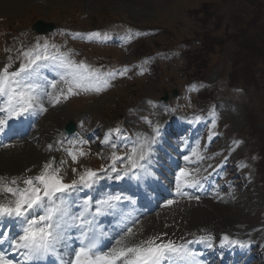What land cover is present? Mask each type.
I'll return each mask as SVG.
<instances>
[{
  "label": "rangeland",
  "instance_id": "1",
  "mask_svg": "<svg viewBox=\"0 0 264 264\" xmlns=\"http://www.w3.org/2000/svg\"><path fill=\"white\" fill-rule=\"evenodd\" d=\"M17 19L20 20L17 31L22 44H25L29 30L25 31L24 25L35 19L53 21L58 28L46 39L50 47L56 43L59 50L68 48L90 67L98 65L116 73L110 88L99 92L83 91L82 98L71 99L69 103L63 102V99H68L65 98L68 94L66 84L54 81L57 87L48 88L45 84L51 81L49 77L33 75L29 82L38 86L40 104L47 109L40 111L37 108L36 113L45 120L43 124L51 121V112L66 113V120L90 115L92 126L94 123L102 124L105 130L111 126L127 128L135 136L140 130L138 126L144 127L145 118H150V115L152 120L162 122L170 116L171 110L175 116L214 111L216 116L210 115L205 120L209 126L205 137L215 136L213 147L218 150L215 158L227 154L225 157L236 167L246 164L243 155L251 159L250 169L256 177L250 184L255 180L256 186H244V190L239 183L232 188L243 194L248 202L239 203L246 208L252 207L249 223L256 224L253 225L259 233L255 235L256 239H261L263 244L264 0H0V54L8 53L3 48L1 28L9 23L15 25ZM72 23L81 31L94 28L108 36L113 34L118 42L109 46L98 45L90 39L66 42L62 27ZM24 52L15 44L4 65L0 59V65L11 64L13 71L15 64L25 62ZM137 58L142 60L139 67L133 65ZM214 65H222L218 82H210L206 74L203 77ZM46 68L55 69L54 62L43 69ZM124 68L129 71L121 75ZM198 77L203 81H198ZM174 88L178 94L173 98L170 91ZM164 92L169 94L167 101L170 104L166 114L160 111L164 106L155 105ZM46 93L59 96L60 102L54 104ZM213 120L216 124L214 129ZM38 131L40 127L33 129L21 144L38 146L37 141L29 140L39 136L41 132ZM105 134L103 132L101 137L105 138ZM237 141L240 142L238 146ZM200 143L205 144L206 140ZM42 145L40 142V147ZM83 151L85 155L75 162L69 152L66 154L71 157L70 161L62 154L63 164L68 169V175L61 176L63 182L64 178L78 179L79 171H94L100 162L106 160L100 154L96 156L92 148ZM241 179L243 182L246 180L245 177ZM250 195L255 196L253 201ZM231 196L227 198L232 202ZM176 204L182 207L180 203ZM152 220L159 219L150 216L143 226Z\"/></svg>",
  "mask_w": 264,
  "mask_h": 264
},
{
  "label": "snow or ice",
  "instance_id": "2",
  "mask_svg": "<svg viewBox=\"0 0 264 264\" xmlns=\"http://www.w3.org/2000/svg\"><path fill=\"white\" fill-rule=\"evenodd\" d=\"M91 35L99 36L100 34L92 33ZM49 47L47 41L43 44L38 42L32 50L23 53L26 58L25 62H22L17 70L10 71L11 64L0 69V97L6 98L3 106L0 107V112L6 113L3 118H0V132L4 131L8 121L13 118L22 117L36 108H39L40 111L47 110L40 104L38 86L29 82L33 74L41 67V62H58L61 68L66 69L60 79L68 86V95L74 94V89L84 91L94 89L99 92L102 87L108 84V80L104 77L116 75L113 71L100 73L84 62L76 63L69 59L67 54L59 52V49L50 53ZM51 47L56 48L55 45H51ZM128 71L129 69L124 68L120 74H126ZM51 87L55 89L57 84L54 82ZM46 94L51 96L54 104L60 102L59 96H52L51 93ZM210 115L215 117L216 113L213 111ZM200 119V116L195 117L196 121ZM146 122L151 124V121ZM215 126V120H213V129ZM114 131L118 135L121 132L119 128ZM153 133L151 138L138 137L137 141L133 142L131 150L124 156L113 152L111 172H117L115 167L117 161L126 160L123 174L118 173L115 179H123L129 174L137 176L136 170L138 169L147 170L143 161L146 160L150 152L151 143H154L156 136L159 135L158 126L153 128ZM105 142H107V137ZM235 143L238 146L240 142ZM112 147L115 148L116 144H112ZM69 154L75 162L76 154L72 152ZM80 155H85V153L81 151ZM193 155L201 158L195 149ZM188 159L189 157H185V160ZM101 170L108 171L107 169ZM189 175L190 173L186 169L180 170L177 176V195H187L182 191L183 186L195 187L199 183L198 181L189 183L187 180ZM98 179V173L88 169L79 176L78 180L74 179L70 184L64 183L58 169L53 168L52 164H45L40 175L24 178L21 181L24 187L18 185L16 178L7 181L4 177H0V195L4 196V199L0 200V221L5 218L15 219L21 229L20 233L15 236L10 235L8 231H0V245L8 243L11 250L19 252L23 261L29 262V264L33 261L43 260L48 256L56 257L59 264H164L165 261L174 264L177 260L186 262V264H198L196 253L189 250L186 244L177 245L174 241H165L159 236L135 244H125L124 238H121L108 251L99 250V240L95 235L93 221L88 220L83 212L79 217H70L64 200L65 193L76 190L78 185L91 188ZM121 199L120 195H110L107 199L99 201L95 215L104 214L105 208L114 207L115 202H119ZM172 203L174 201H168L169 205ZM84 207L87 211L89 201H84ZM40 210H42V214H39ZM76 220L80 221L82 229L78 237L80 247L71 249V258L65 259V256H69L70 249V245L67 244L70 237L66 235V232ZM127 235H132L131 228L128 229ZM199 240L203 241L204 238L200 237ZM223 243L246 246V242L230 240L227 235L223 237ZM61 246H63V252L60 251ZM208 247H212V244L209 243ZM0 264H13L4 251H0Z\"/></svg>",
  "mask_w": 264,
  "mask_h": 264
},
{
  "label": "bare ground",
  "instance_id": "3",
  "mask_svg": "<svg viewBox=\"0 0 264 264\" xmlns=\"http://www.w3.org/2000/svg\"><path fill=\"white\" fill-rule=\"evenodd\" d=\"M50 117L51 121L43 124L42 122H45V120L43 121L40 114L37 116L34 128L37 130V128L39 129L40 127L38 133L41 132L40 135L35 138V141L38 142V146H33L28 143L22 145L21 141L23 140H21L16 142L12 147L10 144L0 148V177L16 178L18 185H23L21 183L23 178L20 176L30 173L29 171L33 170L38 164L44 162L48 155L45 149V142L59 133L60 128L65 124L66 118H68L66 113L52 112ZM181 129L182 125L177 128V131ZM40 142H43L41 147ZM163 148L166 149L165 147ZM181 150L183 151V149ZM176 151L179 152L180 150L176 149ZM188 157V161H190V158H193L194 155L190 154ZM221 159H223V157H220L218 160ZM152 161L155 164L161 162L158 153L153 154ZM211 165L212 164H209L207 167ZM199 167H203V164L200 162L198 163V168ZM213 167L214 165L211 166V168ZM191 170L196 171V168H192ZM7 180L9 181L8 178ZM230 183L233 184V182ZM233 187L236 188L235 185ZM230 195H232L231 197L233 198L232 202L227 198ZM211 196L212 198L210 197V199L199 197L201 198V201L198 200L199 203H195V200L181 202L180 200H175L174 203L170 204L171 212L169 210H161L162 216L158 221H148L150 223L149 225L140 228V231L135 236V243H140L157 236L165 241H176L192 235L191 230L195 228L199 229L200 227L207 228L214 226L222 229L225 228V232L226 229H228L229 232L227 234L230 237L241 242H246V247H242V249L234 255L235 263L238 264V262L243 261V264H264V242L262 244V242H260L261 239H250L249 237H253V234L251 232L247 233V231L251 230V226L256 224L249 223V215L253 213L252 207L246 208L242 203H239H248L245 199L246 197L232 187L223 189V191L219 188H214ZM176 202L180 203L182 207L180 208L179 204H176ZM144 222L143 220L138 222L140 223L139 227ZM254 241L255 246L253 247L256 248L255 253H257L258 256L260 254L259 257H256L255 253L252 255L248 254L253 248L251 245ZM228 255L232 256L230 253H227V256ZM260 257L262 259L261 261H253V259H260Z\"/></svg>",
  "mask_w": 264,
  "mask_h": 264
}]
</instances>
